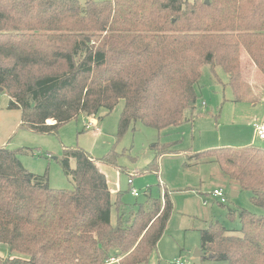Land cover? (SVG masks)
<instances>
[{"label": "trees", "instance_id": "16d2710c", "mask_svg": "<svg viewBox=\"0 0 264 264\" xmlns=\"http://www.w3.org/2000/svg\"><path fill=\"white\" fill-rule=\"evenodd\" d=\"M203 65L227 75L234 100L264 94V0H0V92L20 127L46 134L79 115L97 119L123 101L116 137L137 123L157 131L192 119ZM171 143L156 142L142 170L158 172ZM25 148L0 145V264L145 263L173 212L168 190L143 202L112 193L82 148L61 160L73 188L21 163ZM74 159L71 168L69 160ZM188 167L214 163L221 178L264 210V148L255 144L185 153ZM119 169V168H118ZM220 203V202H218ZM222 204V203H220ZM232 230L213 220L200 231L202 254L226 264H264V214L229 209ZM160 264V263H158Z\"/></svg>", "mask_w": 264, "mask_h": 264}, {"label": "rangeland", "instance_id": "374dc122", "mask_svg": "<svg viewBox=\"0 0 264 264\" xmlns=\"http://www.w3.org/2000/svg\"><path fill=\"white\" fill-rule=\"evenodd\" d=\"M79 1L83 4L85 0ZM216 74L208 65H203L196 84L198 99L191 120L160 131L137 123L131 125L120 139L116 133L122 100L109 113L100 109L95 126L86 127L89 118L79 115L62 124L56 133L40 134L22 126L10 131L11 122L16 116L20 117V111L7 109L9 97L0 92V145L25 148L26 152L19 155L22 165L35 174L47 173L50 187L59 189L74 186L71 175L65 173L61 163L65 149L82 148L97 160L114 149L119 155L116 166L98 163L112 193L124 191L122 199L126 203L143 202L146 187L150 185L152 195H156L155 186L159 184L161 194L168 190L174 205L156 249L145 263L139 264H168L176 259L184 260L186 264H226L209 258L208 254L195 255L201 251L200 231L207 228L212 219L220 220L228 229L238 230L239 220L226 217L229 209L241 207L257 215L264 214V210L250 202L248 191L238 190L221 178L214 163L185 165L188 163L185 153L250 143L264 148V140L255 138L254 131L255 126L264 124V94L256 100L236 101L225 84L227 75L219 68H216ZM156 142L171 143L170 148L178 152L160 157L157 173L143 172L154 157ZM69 165L74 168V159L69 160ZM130 175H133L132 185H128ZM215 185L223 188L226 203L221 205L210 198L204 205L203 200ZM132 188L138 196L131 194ZM234 191L239 192L235 197L231 195ZM17 255L9 253L6 245L0 243V256Z\"/></svg>", "mask_w": 264, "mask_h": 264}, {"label": "built area", "instance_id": "2783aa9c", "mask_svg": "<svg viewBox=\"0 0 264 264\" xmlns=\"http://www.w3.org/2000/svg\"><path fill=\"white\" fill-rule=\"evenodd\" d=\"M95 125H97L95 118H89L88 123L85 124L86 127L95 126ZM254 131L260 139H264V124L255 126ZM132 176L133 175H130V177L128 178V185H132V183H133L132 182ZM130 192L133 196H135V197L138 196V192L134 188H132ZM211 195L213 198L218 200L220 203H226V200H227L226 194L222 188L212 189ZM168 264H186V261L181 260V259H176L175 261L170 262Z\"/></svg>", "mask_w": 264, "mask_h": 264}, {"label": "crops", "instance_id": "0c3cea01", "mask_svg": "<svg viewBox=\"0 0 264 264\" xmlns=\"http://www.w3.org/2000/svg\"><path fill=\"white\" fill-rule=\"evenodd\" d=\"M7 107V106H6ZM8 109V108H7ZM15 110H18V109H15ZM95 120H97V119H95ZM19 124H20V117H17L16 116V119L14 118V120H12V122H11V126H10V131H13V129H15L16 127H18L19 126ZM257 136V135H256ZM255 138H259L258 136L257 137H255ZM260 139V138H259ZM260 140H264V139H260ZM250 144H252V143H250ZM248 145V144H247ZM205 164V163H204ZM212 175H213V173H212ZM214 179V178H213ZM214 188H222L221 186H217V185H215L212 189H214ZM223 189V188H222ZM212 191V190H211ZM239 192H236V195L238 194ZM235 195V196H236ZM234 196V197H235ZM213 199V200H216L215 198H213L212 197V195H211V193L209 192V195L203 200V204L205 205V204H207V200L206 199ZM220 204V203H219ZM222 205V204H221ZM213 220H215V219H212V221ZM211 221V222H212ZM210 222V223H211Z\"/></svg>", "mask_w": 264, "mask_h": 264}, {"label": "water", "instance_id": "95a60500", "mask_svg": "<svg viewBox=\"0 0 264 264\" xmlns=\"http://www.w3.org/2000/svg\"><path fill=\"white\" fill-rule=\"evenodd\" d=\"M231 195L232 196H235L236 195V192L235 191L232 192ZM195 255H202V252L201 251H197V252H195Z\"/></svg>", "mask_w": 264, "mask_h": 264}]
</instances>
